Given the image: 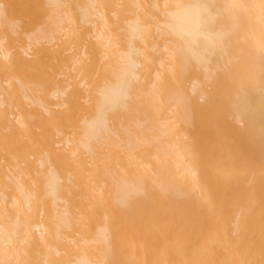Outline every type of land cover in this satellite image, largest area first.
Wrapping results in <instances>:
<instances>
[{
	"label": "bare ground",
	"instance_id": "6f19581e",
	"mask_svg": "<svg viewBox=\"0 0 264 264\" xmlns=\"http://www.w3.org/2000/svg\"><path fill=\"white\" fill-rule=\"evenodd\" d=\"M178 2L0 0V264H264V0Z\"/></svg>",
	"mask_w": 264,
	"mask_h": 264
},
{
	"label": "clouds",
	"instance_id": "9594fccd",
	"mask_svg": "<svg viewBox=\"0 0 264 264\" xmlns=\"http://www.w3.org/2000/svg\"><path fill=\"white\" fill-rule=\"evenodd\" d=\"M211 10L208 0H179V2L168 12L165 26L167 33L186 47L196 45L201 40L208 39L204 27L211 20ZM110 87L113 93L119 95V81L112 83ZM111 102L102 98L101 103ZM123 100L118 106H122Z\"/></svg>",
	"mask_w": 264,
	"mask_h": 264
}]
</instances>
